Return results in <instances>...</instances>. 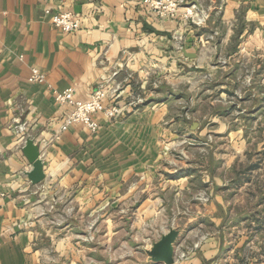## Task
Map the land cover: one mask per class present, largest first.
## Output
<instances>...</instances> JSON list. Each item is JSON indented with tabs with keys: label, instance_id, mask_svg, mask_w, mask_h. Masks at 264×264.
I'll list each match as a JSON object with an SVG mask.
<instances>
[{
	"label": "crops",
	"instance_id": "obj_1",
	"mask_svg": "<svg viewBox=\"0 0 264 264\" xmlns=\"http://www.w3.org/2000/svg\"><path fill=\"white\" fill-rule=\"evenodd\" d=\"M197 2L208 14L207 20L184 27L179 14L175 20L157 17L148 0H0V264H45L49 250L61 255L65 249L75 247L69 242L72 234L46 232L50 235L45 233L46 238L53 240L51 248H44V233L38 228L47 218V203L55 201L40 198L43 191L56 184L57 190L74 192V202L77 181H86L83 190L88 192L87 200L95 204L99 198L103 230L98 237L102 257L97 264H108L109 252L119 262L122 255L116 243L120 230H108L109 218L103 213L109 189L115 191L113 201L117 202L129 190L143 194L139 218L133 225L149 226L160 219V233L144 241L146 259L141 261L139 257L137 264H153L146 250L169 228H178V237L181 236L174 245L172 264H264V211L255 209L264 207V199L250 205L254 209L248 211L250 182L247 178L236 181L237 176L257 172V168L238 167L247 156V137L240 128L244 125L236 122L248 112L247 79H252L253 73L247 71V59L264 62V0ZM47 7L78 14L80 29L61 32L50 23ZM178 33L181 41L174 39ZM184 50L195 56L188 58ZM32 67L44 73L43 82H29ZM190 68L195 70L197 82L189 91L196 92L198 103H224L226 82L217 80L239 84L233 91L241 105L233 114L234 121H224L216 112L191 120L190 127L199 126L197 133H211L207 137L211 150L206 153L211 161L206 175L188 168L182 154L177 159L160 149L162 142L172 137L170 128L186 127L189 118L188 114L179 119L172 117L173 102L168 91L159 92L160 99L151 103L147 100L114 118L103 112L93 114L98 123L95 131L78 123L62 129L69 107L55 102L53 90L71 86L75 97L86 99L99 82L108 79L110 95H118L121 103L139 93L149 99L155 91L145 87L153 81L166 82L171 87L178 82L188 90ZM258 77L264 83L263 68ZM205 82L213 84L205 87ZM137 90L141 91L136 93ZM248 90L259 98L261 108L264 88ZM263 119L257 113L253 124L263 125ZM27 139L39 146L45 177L38 184L26 176L32 168L22 150ZM257 142L260 150L264 138ZM225 145H230L231 150ZM258 169L259 172L263 167ZM224 173L228 176L222 179ZM205 176L211 178L209 187L225 192L244 190L245 199L239 198L243 193L235 192L228 199L217 194L209 205L200 202L190 192L203 187ZM191 203L195 210L189 218L187 208ZM236 206L245 209L236 212ZM166 208L171 209L168 227L167 221L161 220ZM249 218L255 219L250 227L259 237L252 248L247 241L250 231L243 228ZM189 225L192 230L187 233ZM125 246L119 244L121 249ZM183 250L187 251L185 257L180 255ZM123 261L125 258L116 264H125Z\"/></svg>",
	"mask_w": 264,
	"mask_h": 264
},
{
	"label": "rangeland",
	"instance_id": "obj_2",
	"mask_svg": "<svg viewBox=\"0 0 264 264\" xmlns=\"http://www.w3.org/2000/svg\"><path fill=\"white\" fill-rule=\"evenodd\" d=\"M186 1V0H185ZM187 6L192 5V0H187ZM195 5L196 10H201L196 4ZM180 18H182V22L185 24L184 27L187 25L194 26L192 20L186 19L182 16V12H179L171 17H167V19L175 20L178 15ZM157 17L161 18L159 15L156 14ZM208 18V14H206V19ZM178 19V18H177ZM181 21V20H179ZM205 22V21H204ZM202 22V24L204 23ZM201 25V24H200ZM174 39L177 41H181L182 37L178 34L174 35ZM228 51L229 48H226ZM180 51V47H178V53ZM190 58V57H188ZM260 68L264 69V62H260L259 59H247V71H252L253 78L247 79V114H242L240 116V120H238L236 123H241L243 134L247 137V156L245 155L242 161H240L238 167L247 166V170L253 169L257 172L249 175H241L236 177V181H243L245 178H247V183L250 182V187L247 188V210L254 209L250 208V205L255 204L257 202L262 201L264 199V146L261 149H258V142L260 139L264 138V105L261 106V108H258L259 103L257 97L252 96L251 92H249L248 89L252 88H264V83H261V79H259L258 74L260 71ZM189 74H188V90L186 89L185 85H181L180 83H175V86L171 85L169 83H157L155 84L154 81L146 86L145 88H149L152 92L155 91V94L151 95L149 99L143 98L141 93L138 95H135L133 98H125L122 101L125 103L127 107L122 112H125L126 114L129 113L132 110L137 109L142 104H145L147 100H150V103L154 100H158L162 97L161 94L158 95V93L163 92H169L170 100L173 102V110H172V117L175 119H179L180 117L183 118V115L188 114L189 118L187 119L188 124L186 127L183 126H173L170 128L172 137L165 139L162 142V147H160L161 151L165 153H170L173 157H177L178 155L182 154V158L187 159L188 168H192L193 171L197 172L200 170L206 175V170H208L209 164H210V155H207L210 148V142L207 141L208 135H211V133L201 134L197 133V130L199 129V126L196 127H190L191 120H197L200 117H203L205 114H212V112H216L219 117L224 121H234L233 114L235 111L240 109L241 106L238 104L239 99L237 96H233V91L235 88L239 87V84L237 81L233 80H217V82L225 81L226 82V89L224 90V103H216V105L212 106L208 101H204L203 103L196 102V96L195 91L190 92L189 89L192 86L196 85V76L194 75L195 70L192 71V68H190ZM153 79V78H151ZM213 83L205 82L204 86L206 85L211 86ZM133 85L137 86V83L134 81ZM141 90L135 91L136 93L140 92ZM216 99L219 97V95L214 96ZM120 98V99H121ZM236 98V99H235ZM262 100H264V95L262 96ZM116 99L115 101H117ZM181 101V103H180ZM261 101V100H260ZM262 102V101H261ZM238 104V105H237ZM187 109V110H186ZM239 111V110H238ZM257 113H260L262 115V123L263 125H254L253 123L257 120H255V117L257 116ZM121 114V113H120ZM119 114V115H120ZM255 116V117H254ZM116 116H113L111 118H114ZM234 127V126H232ZM237 127V126H236ZM239 128V127H237ZM234 127V129H237ZM210 129V128H208ZM197 134V135H196ZM221 147V144L220 146ZM225 149L231 150V146H224ZM223 148V149H224ZM217 149V148H216ZM213 150H215V147H213ZM177 159H179L177 157ZM176 159V160H177ZM175 160V159H174ZM175 160V162H176ZM262 168L263 170L258 172V168ZM260 172H263L260 174ZM228 175L224 173L221 175L222 179H225ZM203 187L198 190L197 192L192 191L190 192V195H194L196 198L201 200L200 202H203L204 204L209 205L215 195H225L226 199L233 198L235 192H241L243 195H241L239 198L245 199V192L244 190L241 191H229L225 192L222 190H216L208 186L209 182L211 181V178L208 176L204 177ZM252 180V181H251ZM86 181L84 182H76L75 186V201L71 202V199L73 198V193L67 194V191L60 189H56V184L52 188H49L47 191H43L40 198H45V200L52 201V198L55 200L53 203H47V214L46 219L42 223V227L40 226L38 228L39 231H42L44 233L43 237L44 239H41V244L44 248H51L52 246V240L46 238L45 233H51L53 235L54 232L59 233V236L70 233L73 236L69 240V242L74 245L75 247H72L70 249H65V253H61V255L53 254L50 250L45 255V264H97V262L101 259L102 255H100L99 252V240L98 237L100 235V231L103 230L100 228V221H99V215H100V206H99V198L95 199V204L91 200H87L88 198V192L83 190V188L86 186ZM38 184V183H37ZM248 186V185H247ZM63 188V187H62ZM41 192V191H40ZM108 204L107 207L104 208L103 213L106 212L108 219V230H115L118 228L120 230V234L118 235V239L116 241L118 246V252L119 254L122 253L120 262L122 260L125 264H137L139 262L138 258H141V261L146 259L145 254H143L144 249L143 246L145 245V240H149V238L152 240L154 239L153 235H156L160 233V225L158 224L160 222V219L158 223H151V225H133V222L137 221L140 214V200L142 198V193L140 191H126L127 194L124 195L123 199H120L118 202L113 201L115 191L108 190ZM91 193L90 195H92ZM92 199L93 196H92ZM259 200V201H257ZM70 201V202H69ZM117 202L118 204H116ZM256 202V203H255ZM51 204V206H50ZM191 205V206H190ZM187 208V217H191L193 214V211L195 210L194 206L195 204L191 203ZM175 210L174 208H172ZM233 209V208H232ZM245 208L243 206L239 207L236 206L234 210L236 212L243 211ZM255 209L264 211V207L262 205L256 206ZM177 210V209H176ZM164 215L161 216V220L167 221V217H171V209L166 208L164 211ZM249 214L247 212V218ZM169 217V218H170ZM243 219V218H242ZM117 220V222H113ZM244 220V219H243ZM250 220V221H249ZM247 220V224H243V228L247 227V231L249 232L248 235V243H250L248 246L249 248L251 245H255L256 241L259 240V237L257 238V231L253 230L251 224V221L254 222V218H249ZM166 226L168 227V224H170V221L165 222ZM207 227H209L208 223H205ZM155 227V228H154ZM177 227V226H175ZM104 230L106 229L105 224L103 223ZM191 226L189 225L187 227V233L192 230L190 229ZM154 229V230H153ZM168 228H165L166 231ZM170 229V228H169ZM168 229V230H169ZM255 229V228H254ZM178 230V228H177ZM46 233V234H48ZM47 236H50L49 234ZM144 238V239H143ZM180 234L179 237H177L176 243L180 241ZM188 241V240H187ZM68 239L65 240V245L68 243ZM190 242V240L188 241ZM126 245L124 249L119 247V244ZM194 244V243H193ZM113 246V247H117ZM189 246V245H187ZM193 246V245H192ZM112 247V246H111ZM120 249V250H119ZM136 249V251H134ZM252 250V249H250ZM140 253V255H139ZM182 255L181 257H185L187 251L183 250L180 252ZM124 254V255H123ZM244 255V252L241 253V257ZM251 253L248 252L247 256H250ZM124 256V257H123ZM244 257V256H243ZM104 259V258H102ZM122 259V260H121ZM96 262V263H95ZM106 262L108 264H116L120 263L119 260L115 255L109 254L107 255ZM149 262L153 264H162V263H155L151 260Z\"/></svg>",
	"mask_w": 264,
	"mask_h": 264
},
{
	"label": "built area",
	"instance_id": "obj_3",
	"mask_svg": "<svg viewBox=\"0 0 264 264\" xmlns=\"http://www.w3.org/2000/svg\"><path fill=\"white\" fill-rule=\"evenodd\" d=\"M148 2L150 10L161 18L171 17L182 12L184 18H190L197 25L202 24L206 19V14L202 10H196L195 5L187 6V0H148ZM45 12L49 14L52 26L61 32H74L81 27L79 15L72 11L60 8L51 11L47 7ZM28 80L33 83H41L45 80V75L37 67H32ZM53 97L57 104L69 107V111L63 120L62 129L78 123L86 126L91 131H95L98 123L94 120L93 114L103 112L107 117L118 116L127 107L125 103H121L119 100L115 101L118 99V95H110L108 79L99 82L86 99L75 97L74 89L71 86L63 90H53ZM108 99L111 101L106 104Z\"/></svg>",
	"mask_w": 264,
	"mask_h": 264
},
{
	"label": "water",
	"instance_id": "obj_4",
	"mask_svg": "<svg viewBox=\"0 0 264 264\" xmlns=\"http://www.w3.org/2000/svg\"><path fill=\"white\" fill-rule=\"evenodd\" d=\"M191 3L198 6L197 0H192ZM184 55L190 58L195 56L194 53H188L184 50ZM23 153L32 168L26 172L27 178L33 184L41 182L45 175L43 171V163L39 158V146L35 144L31 139H27L22 148ZM178 237V230L170 228L166 233L153 242L150 249L146 250L151 261L162 264L174 263V245Z\"/></svg>",
	"mask_w": 264,
	"mask_h": 264
}]
</instances>
